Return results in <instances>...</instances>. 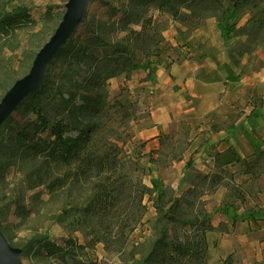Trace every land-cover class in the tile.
<instances>
[{
	"label": "rangeland",
	"instance_id": "1",
	"mask_svg": "<svg viewBox=\"0 0 264 264\" xmlns=\"http://www.w3.org/2000/svg\"><path fill=\"white\" fill-rule=\"evenodd\" d=\"M67 1L0 0V16L21 5L29 8L36 21L0 39V98L18 78L28 73L37 52L61 21ZM127 5L128 0H89L83 25L75 29L72 39L77 41L90 30H96L102 43L89 45V51L110 52L116 42H128L135 61L145 63L143 39L129 42V33L120 29L118 20ZM48 6L51 14L45 17ZM150 15L153 29L146 31L152 37L147 69L118 74L107 84L111 100L119 94L128 100L126 118L119 122L110 117L97 133L94 144L99 151L105 149V140L119 144L122 152L114 169L81 176L76 165L55 163L44 156L37 160H20L13 153L12 126L24 120L20 116L21 108L12 114L14 122L10 128H0V229L9 244L20 250L21 264H136L146 256L151 258L149 264H198L175 250L174 242L189 235L188 228L165 222L157 224L152 188V179H157L151 177L145 163L169 164L171 154L182 156L196 138L202 143L207 137L210 139L211 133L206 129L209 124H217L218 128H241L242 121L235 125L241 117L248 123L252 131L247 129L253 136H264V3L237 12L232 22L244 26L245 33L230 39L222 35L215 18L205 20L192 30L154 9L150 10ZM223 25L228 27L226 22ZM131 28L140 29L136 24H131ZM214 28L220 31L222 47L228 56L232 53L238 60L240 74L254 75L255 86L247 94V104L234 103L238 111L225 118L201 117L194 122L185 120L169 124L159 137L163 144L159 143L149 155L144 151L145 143L137 136V128L150 116L157 95L169 89L168 85L158 87L157 84L169 77L174 80L175 74L168 69L181 54L188 59V53L197 56L203 50L201 38L192 42L190 34L199 30L209 34ZM49 66V75L54 78L59 66L54 62ZM152 67L148 76V68ZM176 71L184 72V69L179 66ZM185 96L191 104H196L195 97ZM123 122L127 123L131 137L116 140L109 137L112 132L109 128ZM186 174L191 178L189 169ZM35 183L38 185L34 186ZM141 184L150 187L149 194ZM162 232L166 235L160 237ZM37 235L46 236L57 247L35 243L32 238Z\"/></svg>",
	"mask_w": 264,
	"mask_h": 264
},
{
	"label": "trees",
	"instance_id": "2",
	"mask_svg": "<svg viewBox=\"0 0 264 264\" xmlns=\"http://www.w3.org/2000/svg\"><path fill=\"white\" fill-rule=\"evenodd\" d=\"M262 3L264 0H128L127 8L118 20L120 29L129 33V42L143 39L145 63L135 61L128 42H116L110 52H91L88 50L89 45L102 43L96 30H90L87 36L77 41L72 39L74 30L48 62L38 86L17 104L0 125V128H10L14 122L12 114L21 108L20 116L24 120L12 126L15 134L14 156L22 161L37 160L44 156L55 163L76 165L81 176L98 174L104 169L111 171L119 164L117 158L122 152L119 144L105 140V149L102 151L94 144L97 133L110 117L119 122L126 118L128 100L121 94L111 100L107 84L118 74H128L139 68L147 69L150 63L149 41L152 37L146 31L148 28L153 29L150 10L170 15L180 26L192 30L200 27L205 20L215 18L222 35L230 39L245 31L244 26L232 22L237 12L244 7H256ZM50 14L51 7L48 6L44 16L49 17ZM35 22L28 7L15 6L0 16V39L21 26ZM223 22L228 23V27ZM80 24L83 25V22ZM131 24L139 25L140 29L132 30ZM130 35H133L132 39ZM229 57L238 65L232 53ZM53 62L59 66L54 78L49 75V65ZM148 69L149 76L153 67ZM211 128L216 130L218 126L212 124ZM109 129L112 131L109 137L114 140L131 137L126 122ZM241 132L251 145V154L241 156L232 147L216 150L210 154L214 171L204 173L193 166L189 167L192 172L190 186L180 195H175L170 186L161 185L152 179L157 224L165 222L188 228L189 235L174 242L175 250L181 255H188L198 264H207L206 233L216 228L212 225V215L205 208L206 201L202 199L205 189L214 190L219 185L226 187L223 211L229 208L238 211L247 205L249 198H256L260 192L256 184L264 171V136L255 137L244 127H241ZM159 139L161 146L163 139ZM180 158L181 155L171 154L170 160ZM233 163H240L241 170L230 171L227 166ZM141 187L149 194V186L141 184ZM255 209L247 208L250 214ZM218 229L227 231V226L220 224ZM165 235L162 232L160 237ZM32 241L48 247L56 246L46 236H34ZM71 248L75 246L71 245ZM150 259V256H146L136 264H149ZM224 263L233 264L232 254L227 256ZM256 264H264V260Z\"/></svg>",
	"mask_w": 264,
	"mask_h": 264
},
{
	"label": "crops",
	"instance_id": "3",
	"mask_svg": "<svg viewBox=\"0 0 264 264\" xmlns=\"http://www.w3.org/2000/svg\"><path fill=\"white\" fill-rule=\"evenodd\" d=\"M196 38H201L203 50L197 56L188 53V59L181 54L174 62L170 60L172 64L168 70L176 77L174 80L169 77L163 82L159 81L158 87L168 85L169 89L157 95L150 116L137 128V136L145 143L144 151H148L149 155L159 147V137L169 124L185 120L194 122L201 117L225 118L238 111L234 103L247 104V94L255 86L254 75H241L238 65L232 62L222 47L223 40L218 28L209 34L200 30L190 34L192 42H196ZM179 66L183 67L184 72L176 71ZM187 67L189 69L185 71ZM185 94L195 97L196 104H191ZM248 114L249 111L245 113ZM241 121L242 127L247 129L248 123L241 117L235 125ZM206 129L211 133L210 139L207 137L202 143L196 138L180 159L164 166L157 162H144L150 169L151 177L160 184L169 185L175 195H180L190 186V178L186 174L189 167L193 166L204 173L214 171L210 154L216 150L232 147L241 156L251 154V145L241 128L220 127L213 131L209 124ZM227 167L232 172L241 170L240 163ZM256 185L260 190L256 198H249L247 207L238 211L230 208L222 210L227 192L224 185L214 190L205 189L202 199L206 201L205 208L212 215V225L216 227L206 233L207 264H225L224 260L230 254L233 264H256L264 260V171ZM248 207L256 208L253 214L249 213ZM220 224H225L227 231L218 229Z\"/></svg>",
	"mask_w": 264,
	"mask_h": 264
},
{
	"label": "water",
	"instance_id": "4",
	"mask_svg": "<svg viewBox=\"0 0 264 264\" xmlns=\"http://www.w3.org/2000/svg\"><path fill=\"white\" fill-rule=\"evenodd\" d=\"M88 2L89 0L67 1L61 21L37 52L28 73L18 78L0 98V125L17 104L41 82L52 56L84 21ZM0 264H21L20 250L9 244L1 229Z\"/></svg>",
	"mask_w": 264,
	"mask_h": 264
}]
</instances>
